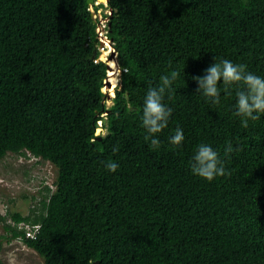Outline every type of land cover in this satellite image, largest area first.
Returning <instances> with one entry per match:
<instances>
[{
  "label": "trees",
  "instance_id": "1",
  "mask_svg": "<svg viewBox=\"0 0 264 264\" xmlns=\"http://www.w3.org/2000/svg\"><path fill=\"white\" fill-rule=\"evenodd\" d=\"M108 3L120 79L106 106L87 0H0V161L29 153L55 167L38 207L8 212L10 223L0 217V251L21 238L43 264H264V114L245 127L237 86L225 91L221 81L213 105L192 79L222 59L264 78V0ZM173 70L175 91L163 101L172 114L154 150L143 102ZM177 127L178 147L169 143ZM228 141L239 151L226 157ZM201 143L230 175L192 173ZM20 222L39 224L35 237Z\"/></svg>",
  "mask_w": 264,
  "mask_h": 264
},
{
  "label": "clouds",
  "instance_id": "2",
  "mask_svg": "<svg viewBox=\"0 0 264 264\" xmlns=\"http://www.w3.org/2000/svg\"><path fill=\"white\" fill-rule=\"evenodd\" d=\"M90 3L95 9L99 8L101 5V3H99L97 0L88 2L89 5ZM106 3L111 11L108 0ZM92 17L97 18L96 15H92ZM98 26L99 25H97V27ZM102 30L104 31L103 38H106L110 43V49L107 46L105 47L108 49V53L113 55L115 58V50L111 48L112 41L105 35V26L102 28ZM97 32L100 36L101 33L99 29ZM102 42L100 40L99 50L100 48L104 49ZM104 42L107 43L106 41ZM100 60L102 59L100 58ZM105 64L107 69V62ZM117 71L118 73L120 72L119 66L117 67ZM204 72L206 73L205 75L193 76L192 79L197 82V88L195 92L201 93L205 97L206 101H209L213 105L220 102L221 89L218 87V85L222 81L225 91L231 89L233 85L237 86L235 114L241 117L242 123L245 127L248 126V122L250 120L256 121L260 118L261 114H264V78L247 71L244 64H233L227 59H222L218 63L213 62L209 67L204 69ZM179 75L180 72L176 70H173L170 75H162L160 77V84L157 87H149L144 98L141 123L147 132L145 140H150L151 147L154 150L161 146V141L157 138L156 134L161 133L168 126V121L172 114V108L166 106L163 102L164 97L167 94L169 99H171V94L173 91H175L173 88V82L179 77ZM117 84L118 83H116V85ZM102 87L105 88L104 82ZM102 91L104 92V90ZM112 93L113 94L110 96L105 93L108 96L107 99H110L114 96V91ZM98 122L101 124V121ZM97 127L98 126H96V128ZM102 130L103 129L100 128V131ZM95 135L98 136L99 134L95 133ZM184 139L185 137L183 135V130L177 127L175 129L174 135L169 138V143L172 146L178 147L182 144ZM117 150V147L113 148V152H116ZM234 151H239V147H234L231 141L226 142L224 147V155L227 157ZM105 167L108 169V171L115 172L119 165L110 161L106 163ZM190 168L194 175L207 181H212L219 176L230 175V172H228L224 166V161L221 159L220 154L210 145L204 143L197 145L191 160ZM45 186L51 187L49 184L43 185V187ZM43 187H41V189ZM36 207H38V203ZM7 220L9 223L11 222V220ZM35 226H37V230L34 231L33 236H26V230L33 231ZM18 228L24 231L25 237L33 238L38 233L40 225L20 222L18 224ZM16 240L22 242L21 238H16Z\"/></svg>",
  "mask_w": 264,
  "mask_h": 264
},
{
  "label": "rangeland",
  "instance_id": "3",
  "mask_svg": "<svg viewBox=\"0 0 264 264\" xmlns=\"http://www.w3.org/2000/svg\"><path fill=\"white\" fill-rule=\"evenodd\" d=\"M97 1L101 3L99 8H93L91 3L89 8L92 15H96L99 20L97 31L99 29L101 33L99 38L101 42L103 40L102 45L104 46V49L100 48V58L106 63L110 54L105 46L110 49V43L106 38H103L104 31L102 28L103 25L106 26L111 11L106 1ZM110 62L114 63L112 58L108 60V65ZM103 82L105 83V80ZM115 86H113V90L109 91L110 95L113 94ZM105 89L102 87L106 93ZM110 95L108 94V96ZM105 102L106 106H109L112 103L111 98L106 99ZM103 131L97 127L95 133L100 134ZM54 171L55 167L52 164L33 157L29 153L26 155L7 153L0 161V217L6 216L10 220L7 215L8 212H19L22 215H27L31 208H36L41 198L38 190L43 185H51L54 180ZM2 226L3 223L0 221V234L3 232ZM0 261L2 264H43L42 258L33 249L26 247L16 239L2 244Z\"/></svg>",
  "mask_w": 264,
  "mask_h": 264
},
{
  "label": "bare ground",
  "instance_id": "4",
  "mask_svg": "<svg viewBox=\"0 0 264 264\" xmlns=\"http://www.w3.org/2000/svg\"><path fill=\"white\" fill-rule=\"evenodd\" d=\"M99 1L104 2V1H107V0H99ZM111 58L113 59L114 63L110 62L109 65H108V60L111 59ZM106 62H107V67H108L107 70L108 71H107V77H106L107 81L105 79V84H107L105 90H106V93L110 95L109 91L113 90L112 89L113 86H115L116 82L118 81V71H117V66H116V60H115L113 55H109L108 58L106 59ZM110 65H111V67H110ZM108 76H109V78H108Z\"/></svg>",
  "mask_w": 264,
  "mask_h": 264
},
{
  "label": "water",
  "instance_id": "5",
  "mask_svg": "<svg viewBox=\"0 0 264 264\" xmlns=\"http://www.w3.org/2000/svg\"><path fill=\"white\" fill-rule=\"evenodd\" d=\"M92 0H88V2H91ZM108 2H109V0H108ZM110 7V6H109ZM111 48L113 49V50H115V48H114V46H113V43H111ZM115 53H116V51H115ZM115 60H116V65H117V67H118V62H117V58H116V56H115ZM107 69H108V67H107ZM106 77H107V75H106ZM106 79V78H105ZM120 79V73H118V80ZM105 84V83H104ZM106 86H107V84H105V88H106ZM108 97V96H107ZM107 112H105V114H106ZM105 122V119L103 118L102 120H101V124L99 123V122H97L96 123V126H98V127H100V128H102V123H104ZM101 137L100 136H98V139H100ZM93 264H98V262L97 261H95V262H93Z\"/></svg>",
  "mask_w": 264,
  "mask_h": 264
},
{
  "label": "built area",
  "instance_id": "6",
  "mask_svg": "<svg viewBox=\"0 0 264 264\" xmlns=\"http://www.w3.org/2000/svg\"><path fill=\"white\" fill-rule=\"evenodd\" d=\"M105 25H103L104 28ZM37 230V226H35V229L33 231L31 230H26V236L32 237L34 234V231Z\"/></svg>",
  "mask_w": 264,
  "mask_h": 264
}]
</instances>
